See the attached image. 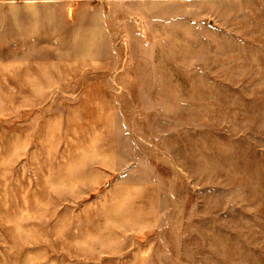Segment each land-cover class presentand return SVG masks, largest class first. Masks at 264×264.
Returning a JSON list of instances; mask_svg holds the SVG:
<instances>
[{
  "label": "rangeland",
  "instance_id": "obj_1",
  "mask_svg": "<svg viewBox=\"0 0 264 264\" xmlns=\"http://www.w3.org/2000/svg\"><path fill=\"white\" fill-rule=\"evenodd\" d=\"M236 4L109 0L0 49V264H264V75H214Z\"/></svg>",
  "mask_w": 264,
  "mask_h": 264
},
{
  "label": "crops",
  "instance_id": "obj_2",
  "mask_svg": "<svg viewBox=\"0 0 264 264\" xmlns=\"http://www.w3.org/2000/svg\"><path fill=\"white\" fill-rule=\"evenodd\" d=\"M108 1L0 0V49L62 50L72 33L97 30V12ZM234 11L237 29L229 37L235 35V39L224 40L220 27L223 39L216 45L220 57L214 75H264V0H237ZM229 57L235 60L232 67H226Z\"/></svg>",
  "mask_w": 264,
  "mask_h": 264
},
{
  "label": "built area",
  "instance_id": "obj_3",
  "mask_svg": "<svg viewBox=\"0 0 264 264\" xmlns=\"http://www.w3.org/2000/svg\"><path fill=\"white\" fill-rule=\"evenodd\" d=\"M61 1H74V0H61Z\"/></svg>",
  "mask_w": 264,
  "mask_h": 264
}]
</instances>
